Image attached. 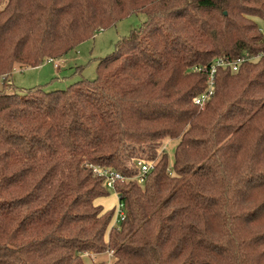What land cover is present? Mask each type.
<instances>
[{
  "label": "trees",
  "instance_id": "1",
  "mask_svg": "<svg viewBox=\"0 0 264 264\" xmlns=\"http://www.w3.org/2000/svg\"><path fill=\"white\" fill-rule=\"evenodd\" d=\"M146 20L94 79L11 92L16 67ZM264 0H0V264H264ZM244 60L220 68L216 58ZM165 139L174 143L171 164ZM154 161L144 183L138 161ZM129 179L115 187L95 167ZM87 253V255H85ZM96 264H103L98 262Z\"/></svg>",
  "mask_w": 264,
  "mask_h": 264
},
{
  "label": "rangeland",
  "instance_id": "2",
  "mask_svg": "<svg viewBox=\"0 0 264 264\" xmlns=\"http://www.w3.org/2000/svg\"><path fill=\"white\" fill-rule=\"evenodd\" d=\"M146 20V15L138 13L129 16L117 23L99 31L93 38L82 42L70 51L63 59H54L53 62L45 61L38 67H16L6 83L13 84L11 92H19L35 86H41L47 91L62 90L81 79H94L97 76V66L101 58L111 54L116 49L119 39L130 34L131 30L138 28ZM259 26L264 33V21L257 18ZM59 64V67L55 66ZM4 79L0 78V88H3ZM171 164L174 163V143L165 139ZM105 209L118 206L119 198L115 192L110 196L98 200ZM112 223L118 227L121 222L113 219ZM85 264H113V257L109 252L84 256Z\"/></svg>",
  "mask_w": 264,
  "mask_h": 264
},
{
  "label": "built area",
  "instance_id": "3",
  "mask_svg": "<svg viewBox=\"0 0 264 264\" xmlns=\"http://www.w3.org/2000/svg\"><path fill=\"white\" fill-rule=\"evenodd\" d=\"M48 61L53 62V59H49ZM243 61L244 60L241 59L237 61H230V60H226L225 58L219 57L214 59L208 66H195L194 70L197 71L207 70L208 75H207V86L203 92L199 93L194 98V103L202 107L214 95L215 87H216V74L220 68H231L233 71H237ZM55 66L59 67V64L55 63ZM3 79L5 78L3 77ZM154 164H155L154 161H148V162L143 160L138 161L140 171L133 179H137L139 183H144L147 178V175L154 169ZM95 172L96 174L104 178L106 187L108 189L115 191V193H116L115 187L117 182L129 179L119 171L109 167H99V166L95 167ZM126 216H127L126 207L124 203L119 202L118 206L116 207L114 219L117 222H122L123 220L126 219ZM111 227H116V226H114V224L112 223ZM109 253L113 255L112 252ZM85 255H87V253H85Z\"/></svg>",
  "mask_w": 264,
  "mask_h": 264
},
{
  "label": "crops",
  "instance_id": "4",
  "mask_svg": "<svg viewBox=\"0 0 264 264\" xmlns=\"http://www.w3.org/2000/svg\"><path fill=\"white\" fill-rule=\"evenodd\" d=\"M65 57V56H64ZM64 57H62V59L64 58ZM61 59V58H60ZM119 198V197H118Z\"/></svg>",
  "mask_w": 264,
  "mask_h": 264
}]
</instances>
